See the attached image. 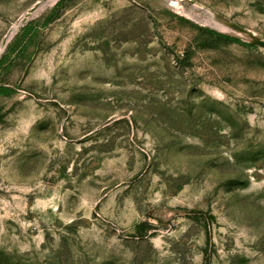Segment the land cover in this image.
<instances>
[{"label":"rangeland","instance_id":"1","mask_svg":"<svg viewBox=\"0 0 264 264\" xmlns=\"http://www.w3.org/2000/svg\"><path fill=\"white\" fill-rule=\"evenodd\" d=\"M0 264H264V0H0Z\"/></svg>","mask_w":264,"mask_h":264}]
</instances>
